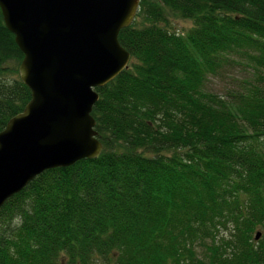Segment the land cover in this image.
I'll return each mask as SVG.
<instances>
[{"label":"trees","instance_id":"obj_1","mask_svg":"<svg viewBox=\"0 0 264 264\" xmlns=\"http://www.w3.org/2000/svg\"><path fill=\"white\" fill-rule=\"evenodd\" d=\"M118 41L101 154L3 203L0 264H264V0H140ZM22 58L0 10V131L31 98ZM231 64L244 77L207 90Z\"/></svg>","mask_w":264,"mask_h":264},{"label":"water","instance_id":"obj_2","mask_svg":"<svg viewBox=\"0 0 264 264\" xmlns=\"http://www.w3.org/2000/svg\"><path fill=\"white\" fill-rule=\"evenodd\" d=\"M140 0H0L31 98L0 131V207L44 170L98 157L95 90L128 67L118 41ZM256 232L255 239L260 237Z\"/></svg>","mask_w":264,"mask_h":264},{"label":"rangeland","instance_id":"obj_3","mask_svg":"<svg viewBox=\"0 0 264 264\" xmlns=\"http://www.w3.org/2000/svg\"><path fill=\"white\" fill-rule=\"evenodd\" d=\"M170 20L176 30L180 31L188 29L192 25L191 20L176 16H171ZM244 75L245 72L240 68V66L231 64L230 67H225L218 75L210 76L205 88L207 90H211L212 92L223 94L236 85V79H241Z\"/></svg>","mask_w":264,"mask_h":264}]
</instances>
